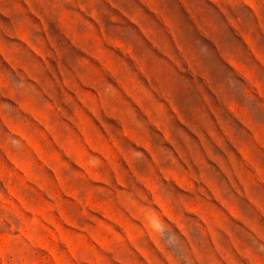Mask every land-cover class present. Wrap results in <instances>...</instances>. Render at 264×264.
<instances>
[{"label": "rangeland", "instance_id": "1", "mask_svg": "<svg viewBox=\"0 0 264 264\" xmlns=\"http://www.w3.org/2000/svg\"><path fill=\"white\" fill-rule=\"evenodd\" d=\"M0 264H264V0H0Z\"/></svg>", "mask_w": 264, "mask_h": 264}]
</instances>
